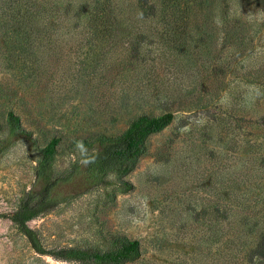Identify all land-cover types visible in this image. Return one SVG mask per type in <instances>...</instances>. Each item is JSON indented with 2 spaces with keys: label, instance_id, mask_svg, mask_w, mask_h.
<instances>
[{
  "label": "rangeland",
  "instance_id": "rangeland-1",
  "mask_svg": "<svg viewBox=\"0 0 264 264\" xmlns=\"http://www.w3.org/2000/svg\"><path fill=\"white\" fill-rule=\"evenodd\" d=\"M231 1L220 15H175L166 29L140 20L133 50L132 0H116L113 31L104 14L95 30L73 27L50 0H0V214L24 200L49 139L59 175L79 162L72 139L168 112L125 176L27 226L51 252L104 251L123 236L140 250L124 264H258L248 253L264 217V13ZM9 112L28 138L9 136ZM0 264L83 263L36 255L0 219Z\"/></svg>",
  "mask_w": 264,
  "mask_h": 264
},
{
  "label": "trees",
  "instance_id": "trees-1",
  "mask_svg": "<svg viewBox=\"0 0 264 264\" xmlns=\"http://www.w3.org/2000/svg\"><path fill=\"white\" fill-rule=\"evenodd\" d=\"M50 1L53 3L54 14L61 16L63 20H74L73 27L82 26L97 30L105 24L102 20L103 14L111 18L104 26L110 31L118 27V23L115 24L112 19L115 16L112 12L116 0ZM236 1L240 10L243 6H250L264 13V0ZM231 4V0H132V28L129 26V29H132V33L137 32L132 39V49H136L135 45L140 41V20L154 17L162 28L166 29L170 27L171 19L175 15L186 17L201 14L200 12L207 16L220 15L229 11ZM105 5H108V8H104ZM42 12L44 14V9ZM171 120L172 115L168 112L157 116L141 114L134 117L115 135H98L91 140L72 139L70 148L82 152L79 162L59 175L53 173L58 139H49L39 151L33 168V181L24 200L9 215L0 214V219H6L15 225L30 249L39 256L83 264H124L137 260L140 256L138 241L123 236L111 238L109 248L104 251L76 248L47 251L42 247L35 232L27 226V222L93 188L103 186L109 174L125 176L130 171L131 164L143 152L146 138L163 130ZM6 124L9 136L14 134L29 137V133L21 129L18 117L10 112L6 114ZM262 223L255 245L248 253V260L257 259L258 264H264V217Z\"/></svg>",
  "mask_w": 264,
  "mask_h": 264
}]
</instances>
